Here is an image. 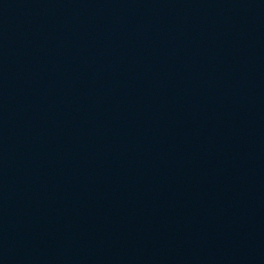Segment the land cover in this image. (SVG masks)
<instances>
[{
    "label": "water",
    "instance_id": "obj_1",
    "mask_svg": "<svg viewBox=\"0 0 264 264\" xmlns=\"http://www.w3.org/2000/svg\"><path fill=\"white\" fill-rule=\"evenodd\" d=\"M0 264H264V0H0Z\"/></svg>",
    "mask_w": 264,
    "mask_h": 264
}]
</instances>
